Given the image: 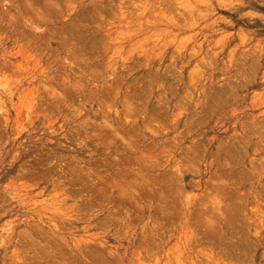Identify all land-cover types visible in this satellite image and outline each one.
I'll return each mask as SVG.
<instances>
[{"label":"rangeland","instance_id":"1","mask_svg":"<svg viewBox=\"0 0 264 264\" xmlns=\"http://www.w3.org/2000/svg\"><path fill=\"white\" fill-rule=\"evenodd\" d=\"M0 264H264V0H0Z\"/></svg>","mask_w":264,"mask_h":264},{"label":"bare ground","instance_id":"2","mask_svg":"<svg viewBox=\"0 0 264 264\" xmlns=\"http://www.w3.org/2000/svg\"><path fill=\"white\" fill-rule=\"evenodd\" d=\"M120 178H121V177H120ZM120 182H121V181H120ZM125 182H126V181H125ZM125 182H124V184H126ZM121 183H122V182H121ZM129 183H130V182H129ZM122 185H123V184H122ZM126 186H127V185H126ZM124 188H125V187H124ZM120 189H123V187L121 186V188H120ZM123 192H124V191H123Z\"/></svg>","mask_w":264,"mask_h":264}]
</instances>
